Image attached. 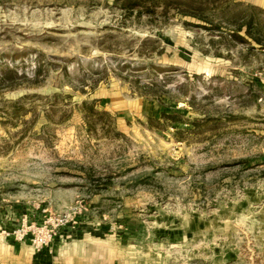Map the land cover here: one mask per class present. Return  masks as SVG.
<instances>
[{"label": "rangeland", "instance_id": "1", "mask_svg": "<svg viewBox=\"0 0 264 264\" xmlns=\"http://www.w3.org/2000/svg\"><path fill=\"white\" fill-rule=\"evenodd\" d=\"M126 15L0 0V71L43 75L0 93V264H26L20 216L75 212L88 264H264V56H206L177 20ZM162 113L181 122L151 129Z\"/></svg>", "mask_w": 264, "mask_h": 264}, {"label": "trees", "instance_id": "2", "mask_svg": "<svg viewBox=\"0 0 264 264\" xmlns=\"http://www.w3.org/2000/svg\"><path fill=\"white\" fill-rule=\"evenodd\" d=\"M120 9L127 14L126 18L135 16L137 22L147 18V23L154 26L156 23L163 25L177 20L189 31L202 33L208 37V46L199 47L203 55H212L233 61V51L238 47L247 50L246 55H241L242 61L247 64L251 57L264 56V10L243 3L239 0H116ZM203 38V36H202ZM197 44L202 39H197ZM157 43V42H156ZM203 46V45H201ZM226 52V56L223 51ZM231 54V55H230ZM42 69H36L33 78L20 74L18 69L6 68L0 71V93L14 90L24 85L40 86ZM156 87H146L142 96L159 98L162 93ZM83 108L89 114H96L94 107L87 102ZM23 108H16L14 114L18 116ZM105 114H108L105 112ZM177 115L161 114V119L148 118L151 129L163 130L168 124L180 123Z\"/></svg>", "mask_w": 264, "mask_h": 264}, {"label": "crops", "instance_id": "3", "mask_svg": "<svg viewBox=\"0 0 264 264\" xmlns=\"http://www.w3.org/2000/svg\"><path fill=\"white\" fill-rule=\"evenodd\" d=\"M28 214L30 216H20L18 225L24 221H32L41 217V214L38 213ZM85 233L62 231L54 243L41 252H36L28 243H16V247H21L20 253L22 257H26V264H88L87 257L91 254L88 249L91 248V242L95 245L96 238Z\"/></svg>", "mask_w": 264, "mask_h": 264}, {"label": "built area", "instance_id": "4", "mask_svg": "<svg viewBox=\"0 0 264 264\" xmlns=\"http://www.w3.org/2000/svg\"><path fill=\"white\" fill-rule=\"evenodd\" d=\"M78 226L77 213L50 215L32 221L22 222L12 233L18 243H28L36 252L50 247L62 231H75Z\"/></svg>", "mask_w": 264, "mask_h": 264}]
</instances>
